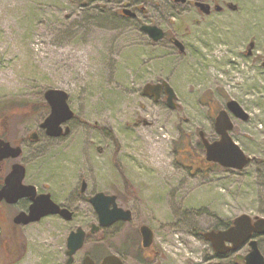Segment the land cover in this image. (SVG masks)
I'll return each mask as SVG.
<instances>
[{
	"label": "rangeland",
	"instance_id": "1",
	"mask_svg": "<svg viewBox=\"0 0 264 264\" xmlns=\"http://www.w3.org/2000/svg\"><path fill=\"white\" fill-rule=\"evenodd\" d=\"M116 10L110 0H0V116L39 129L49 113L44 91L67 93L72 132L41 169L78 167L132 212L121 233L103 234L107 253L144 223L154 233V264H244L247 244L220 257L202 234L243 213L264 218V71L242 56L249 32L233 41L225 16L193 27L194 15L175 17V27L190 26L180 55L139 30L151 21L168 31L165 18L150 10L121 20ZM256 36L264 52L262 28ZM160 81L174 90L172 109L142 93ZM229 99L248 115L229 113L232 140L253 158L241 170L208 164L197 147L199 131L217 139L214 117ZM255 239L264 257V235ZM40 249L55 250L46 241Z\"/></svg>",
	"mask_w": 264,
	"mask_h": 264
},
{
	"label": "flooded vegetation",
	"instance_id": "2",
	"mask_svg": "<svg viewBox=\"0 0 264 264\" xmlns=\"http://www.w3.org/2000/svg\"><path fill=\"white\" fill-rule=\"evenodd\" d=\"M110 1L117 4L116 15L121 20L135 21L138 14L148 15L150 10L165 18L171 23L168 31L151 21L141 24L139 30L151 43H161L180 55L186 51L184 40L189 36L190 26L186 22L185 25L179 23V28L175 27L170 19L194 15L193 27L213 16H225L227 27L236 29L229 32L233 35L231 40L242 32H249L242 56L260 62L264 71V52L257 50L256 36L261 28L264 32V0ZM144 25L158 27L162 37L154 41L141 30ZM160 96L164 97L163 91ZM8 116H0V264H101L104 257L111 254L118 257L122 264H154L158 252L154 244L150 247L141 244L139 229L144 223L135 226L134 235H127L122 241V250L105 251L103 234L111 227L119 228L118 233H121L122 226H130L132 220V212L119 206L115 195L111 194L117 207L129 211L130 219L121 218L110 226H104L92 202L101 191L95 189L93 181L83 176L80 168L63 171L41 169L44 164L41 158L55 145L63 148V142L71 134L72 129L65 125L66 122L61 124L58 137H49L41 127L42 122L38 125L39 129H25L17 124L14 128L6 123ZM75 234H82V245L69 254L68 240ZM42 241L49 242L55 250L52 253L48 250L42 252ZM241 257L238 258L243 261Z\"/></svg>",
	"mask_w": 264,
	"mask_h": 264
},
{
	"label": "water",
	"instance_id": "3",
	"mask_svg": "<svg viewBox=\"0 0 264 264\" xmlns=\"http://www.w3.org/2000/svg\"><path fill=\"white\" fill-rule=\"evenodd\" d=\"M124 12H128L124 10ZM141 30L148 33L154 41H158L162 37V32L158 27L144 25ZM143 95L152 96L155 100L159 99L160 92L165 94L166 105L172 109L176 106L175 93L172 87L166 81L160 83H148L142 87ZM68 95L61 89H48L44 91V100L49 106L48 116L42 121L41 127L46 130V134L50 137H58L61 133L63 122L69 121L73 117L72 110L69 109L67 103ZM226 109H221L214 117V130L217 139H206L203 131L198 132L199 140L203 146L204 159L206 162H212L227 169L241 170L251 163V158L245 154L238 144L232 140L230 131L232 130V120L228 114L244 121L248 120L247 113L238 103L232 99L227 100ZM19 167V165L17 166ZM21 167V166H20ZM115 197L113 195H105L103 192L97 193L92 200L101 224L110 226L111 223L118 219L129 220L131 213L127 210L118 208ZM110 205H112L111 208ZM141 244L143 247H150L154 233L148 225L143 224L140 227ZM264 235V218H251L247 214L236 216L227 228L220 230H211L204 232L202 237L210 242L213 250L222 256L228 252H234L246 243L249 249L245 256H242L244 264H264V257L258 248V241L255 236ZM82 234L71 235L68 240L69 254H72L82 245ZM101 264H122L120 259L111 254L105 256Z\"/></svg>",
	"mask_w": 264,
	"mask_h": 264
},
{
	"label": "trees",
	"instance_id": "4",
	"mask_svg": "<svg viewBox=\"0 0 264 264\" xmlns=\"http://www.w3.org/2000/svg\"><path fill=\"white\" fill-rule=\"evenodd\" d=\"M197 147H198V149L200 150V152H203V148H202V145H201V143L199 142V140L197 141ZM203 161V158H196V160L194 161V163H193V165H194V168L195 169H197V168H199L200 167V163ZM208 164H212V163H209L208 162ZM212 165H214V164H212ZM230 221L229 222H225V223H222V225H221V227L222 228H226V227H228L229 225H230ZM222 228H219V229H222Z\"/></svg>",
	"mask_w": 264,
	"mask_h": 264
}]
</instances>
